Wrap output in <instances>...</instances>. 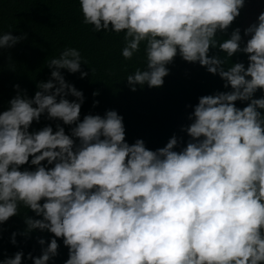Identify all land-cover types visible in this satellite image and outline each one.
<instances>
[{
	"label": "clouds",
	"instance_id": "9594fccd",
	"mask_svg": "<svg viewBox=\"0 0 264 264\" xmlns=\"http://www.w3.org/2000/svg\"><path fill=\"white\" fill-rule=\"evenodd\" d=\"M78 3L82 23L94 32L124 33L125 60L143 42L145 66L125 78L131 91L162 86L177 55L218 75L225 90L191 106L183 147L177 150L182 138L173 134L151 150L143 139H125L114 109L80 118L83 92L61 72L88 75L76 47L48 61L50 78L36 83L33 96L13 85L16 94L0 111V224L23 205L39 218L24 215L19 235H54L47 243L37 237L38 256L21 249L0 264H50L57 238L68 248L63 264H264V11L244 28V39L235 27L218 40L245 0ZM26 38L0 33V49ZM210 48L225 56L209 55ZM236 53L247 65L225 67ZM42 115L72 127L68 134L61 123L32 128Z\"/></svg>",
	"mask_w": 264,
	"mask_h": 264
},
{
	"label": "trees",
	"instance_id": "16d2710c",
	"mask_svg": "<svg viewBox=\"0 0 264 264\" xmlns=\"http://www.w3.org/2000/svg\"><path fill=\"white\" fill-rule=\"evenodd\" d=\"M244 13L245 7L240 10V15L234 19L227 33L218 34L217 39H224L235 27L241 29L244 39ZM6 31H11L13 35L27 33V38L12 48L0 49V111L8 107L7 101L16 94L15 84L25 89L29 97L33 96L37 90L36 83L50 78L48 61L58 56L66 46L78 48L87 60V65L81 64V69L88 73L84 78H80L79 72L69 73L61 69L66 81L83 92L80 118L89 113L103 115L105 110L114 109L123 117L125 139L130 144L138 138L143 139L145 146L151 150L163 147L173 134L182 138L177 150L183 147L189 138L181 131V126L190 123L187 117L192 111L191 106L202 95L225 90L218 75L208 73L198 62H186L177 55L171 64L166 65L170 71L163 78L162 86H137L136 91H131L125 78L136 68L143 69L145 66L143 42L140 51L131 60H125L121 55L124 33L94 32L91 25L82 23L78 0H0V33ZM213 54L225 56L218 48H210L209 55ZM236 61H243L247 65L246 55L236 53L226 58L225 67H230ZM94 91L98 95L93 96ZM259 95L257 91L255 96ZM68 99L75 98L69 96ZM94 100L99 101L95 106ZM235 103L243 107L247 102ZM56 123L62 124L66 134L72 127L63 125L62 121L47 120L43 115L39 123L34 121L31 127L39 129L51 124L55 130ZM18 212V215L0 224V260L21 249L25 256L28 252L38 256L41 246L37 243V237H44L47 243L49 237L54 235L46 230H34L28 237L19 235L26 226L24 215L39 217H35V213L23 205ZM13 231L18 233L15 245L10 243ZM57 240L58 255L50 264H63L68 258V248L61 238ZM25 264L32 262L26 260Z\"/></svg>",
	"mask_w": 264,
	"mask_h": 264
},
{
	"label": "rangeland",
	"instance_id": "374dc122",
	"mask_svg": "<svg viewBox=\"0 0 264 264\" xmlns=\"http://www.w3.org/2000/svg\"><path fill=\"white\" fill-rule=\"evenodd\" d=\"M244 7L245 13L242 23L243 30L250 23L255 21L261 11H264V0H246Z\"/></svg>",
	"mask_w": 264,
	"mask_h": 264
}]
</instances>
